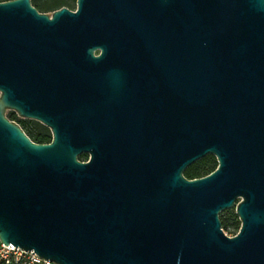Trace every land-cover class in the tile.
Masks as SVG:
<instances>
[{"label":"water","instance_id":"1","mask_svg":"<svg viewBox=\"0 0 264 264\" xmlns=\"http://www.w3.org/2000/svg\"><path fill=\"white\" fill-rule=\"evenodd\" d=\"M0 243L55 264H264V0L0 2Z\"/></svg>","mask_w":264,"mask_h":264},{"label":"trees","instance_id":"2","mask_svg":"<svg viewBox=\"0 0 264 264\" xmlns=\"http://www.w3.org/2000/svg\"><path fill=\"white\" fill-rule=\"evenodd\" d=\"M12 0H0V2H6ZM31 5L39 12V13H52L61 8H67L69 10L74 11L76 9V0H30ZM11 120V119H10ZM23 132L26 136L36 144H48L51 141V133L50 131L44 127L43 125L31 122L21 126ZM85 155H80L78 157L79 161L85 162ZM217 168V161L214 156L207 155L203 159L195 162L193 165L188 167L183 176L187 180H193L205 177L212 173ZM230 214V219H222L221 228L223 233L229 232L232 233V236H235L237 231L240 228V223L234 213V210L227 211ZM230 230V231H229ZM225 231V232H224Z\"/></svg>","mask_w":264,"mask_h":264},{"label":"built area","instance_id":"3","mask_svg":"<svg viewBox=\"0 0 264 264\" xmlns=\"http://www.w3.org/2000/svg\"><path fill=\"white\" fill-rule=\"evenodd\" d=\"M0 264H55L39 258L31 251H24L20 248L5 247L0 243Z\"/></svg>","mask_w":264,"mask_h":264},{"label":"flooded vegetation","instance_id":"4","mask_svg":"<svg viewBox=\"0 0 264 264\" xmlns=\"http://www.w3.org/2000/svg\"><path fill=\"white\" fill-rule=\"evenodd\" d=\"M5 117L9 120V121H11V122H13V123H15V124H17L20 128H21V126L22 125H25V124H28V123H31V122H36V123H39V122H37V121H34V120H29V119H24V118H21V117H19L15 112H13V111H11V110H6V112H5ZM11 119V120H10ZM40 124V123H39ZM42 125V124H41ZM45 127V126H44ZM22 129V128H21ZM48 129V128H47ZM49 130V129H48ZM23 131V130H22ZM50 131V130H49Z\"/></svg>","mask_w":264,"mask_h":264},{"label":"rangeland","instance_id":"5","mask_svg":"<svg viewBox=\"0 0 264 264\" xmlns=\"http://www.w3.org/2000/svg\"><path fill=\"white\" fill-rule=\"evenodd\" d=\"M86 157H85V161H87L88 160V155H85ZM232 209H230V210H227V211H231ZM234 210V209H233ZM227 211H223V212H221L220 214H219V219L220 220H222V219H225V220H227V219H230V214H229V212H227ZM234 213H235V211H234ZM238 219V218H237ZM238 222H239V220H238ZM240 223V222H239ZM230 231V230H229ZM225 232V231H224ZM238 232V231H237ZM225 234L227 235V236H229V237H232V233H227V232H225ZM237 234V233H236Z\"/></svg>","mask_w":264,"mask_h":264}]
</instances>
